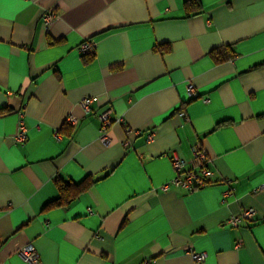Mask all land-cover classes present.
Returning <instances> with one entry per match:
<instances>
[{"label": "crops", "instance_id": "1", "mask_svg": "<svg viewBox=\"0 0 264 264\" xmlns=\"http://www.w3.org/2000/svg\"><path fill=\"white\" fill-rule=\"evenodd\" d=\"M108 105L122 120L104 143ZM196 142L210 183L173 186L172 154ZM87 176L51 203L57 179ZM262 185L264 0H0V264H33L28 244L39 264H264Z\"/></svg>", "mask_w": 264, "mask_h": 264}, {"label": "built area", "instance_id": "2", "mask_svg": "<svg viewBox=\"0 0 264 264\" xmlns=\"http://www.w3.org/2000/svg\"><path fill=\"white\" fill-rule=\"evenodd\" d=\"M56 18V13L54 11L48 10L44 12L42 16L43 23L46 28L50 26L52 21ZM95 43L91 40H85L79 45V51L83 54H90L94 52ZM188 90L190 93L193 92L194 88L191 83L188 84ZM92 97H84L80 100V106L84 112L90 111V104L92 102ZM183 114V113H181ZM100 127V140L104 143L109 141V128L115 121H121L122 119L113 117V109L111 106H106L97 114ZM64 123L69 126H74L77 123V117L73 114H68L64 120ZM125 130L130 132L129 127H125ZM26 127L24 124H20L19 130L15 135V140L24 141L26 138ZM136 130H134L135 132ZM152 139V134L148 135V140ZM126 142V141H125ZM191 159H184L176 154H172L171 163L175 171L174 177L169 181L170 184L176 187H182L186 190H193L196 188L204 187L210 183L211 176L213 174L212 170L208 167V155L201 143L196 142L191 148ZM169 184V183H168ZM168 185H164L166 188ZM264 187V185H262ZM254 214V209L252 207L243 208L240 213L230 215L226 219V223L235 227L243 220L252 219ZM18 254L25 260L33 264H39L40 259L36 249L28 244L21 247ZM192 259L196 263H201L205 257L206 253L204 251L196 252L190 251ZM140 264H152L150 260L141 262Z\"/></svg>", "mask_w": 264, "mask_h": 264}, {"label": "trees", "instance_id": "3", "mask_svg": "<svg viewBox=\"0 0 264 264\" xmlns=\"http://www.w3.org/2000/svg\"><path fill=\"white\" fill-rule=\"evenodd\" d=\"M165 46V47H164ZM164 49L167 50L168 46L163 45ZM211 54L218 60L223 61L233 56V52L230 49L227 51H222L221 49H213ZM95 181L94 178L87 176L82 181L78 183H74L72 181H65L61 179H57L56 182L58 184L60 196L51 203H61L62 201H68L72 198V196L86 189L90 184Z\"/></svg>", "mask_w": 264, "mask_h": 264}]
</instances>
